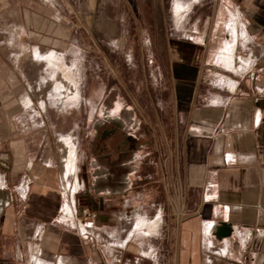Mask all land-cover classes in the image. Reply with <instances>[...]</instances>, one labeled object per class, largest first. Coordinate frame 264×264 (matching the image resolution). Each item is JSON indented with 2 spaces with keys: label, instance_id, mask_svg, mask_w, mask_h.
<instances>
[{
  "label": "crops",
  "instance_id": "obj_1",
  "mask_svg": "<svg viewBox=\"0 0 264 264\" xmlns=\"http://www.w3.org/2000/svg\"><path fill=\"white\" fill-rule=\"evenodd\" d=\"M122 1L164 34L142 44L166 45L158 69L105 89L132 100L139 84L137 107L153 109V166L140 182L153 194L69 192L46 149L0 135V264H264V0ZM83 208L96 218L83 224Z\"/></svg>",
  "mask_w": 264,
  "mask_h": 264
},
{
  "label": "rangeland",
  "instance_id": "obj_2",
  "mask_svg": "<svg viewBox=\"0 0 264 264\" xmlns=\"http://www.w3.org/2000/svg\"><path fill=\"white\" fill-rule=\"evenodd\" d=\"M99 4L89 14L77 10L76 0H0V135L33 140L35 149H46L61 165L68 140L78 178L70 186L112 188L126 200H142L154 190L139 180L153 166V109L137 107L135 100H143L139 84L132 100L120 86L105 89L128 71L158 69L153 54H164L166 45L141 42L164 34H154L151 14L124 12L122 0ZM70 82L77 84V99L69 98Z\"/></svg>",
  "mask_w": 264,
  "mask_h": 264
},
{
  "label": "bare ground",
  "instance_id": "obj_3",
  "mask_svg": "<svg viewBox=\"0 0 264 264\" xmlns=\"http://www.w3.org/2000/svg\"><path fill=\"white\" fill-rule=\"evenodd\" d=\"M185 8V7H184ZM179 11V10H178ZM182 11V10H181ZM184 11V10H183ZM182 17V16H181ZM228 51V50H226ZM227 54V53H225ZM230 56V54H229ZM51 57V56H50ZM232 57V56H231ZM52 58V57H51ZM68 66V65H67ZM66 67V66H65ZM62 70V69H61ZM63 72V71H62ZM66 74V73H64ZM71 76V75H70ZM72 77V76H71ZM71 83V82H70ZM69 83V84H70ZM72 88L74 90L73 94L69 97L71 99H77L79 97L78 94V88H77V84L76 82H72L71 83ZM64 148V156L62 155L63 158V164H62V168L64 171V177H65V181L67 183L68 190L69 192L72 191L76 185V180H75V151H74V145L72 143H70L68 140L66 142H64V146H62ZM62 148V150H63ZM62 153V152H61ZM61 156V155H60ZM61 160V159H60ZM73 181V185L74 186H70V181ZM67 205V204H66ZM71 205V204H70ZM73 207V206H72Z\"/></svg>",
  "mask_w": 264,
  "mask_h": 264
},
{
  "label": "built area",
  "instance_id": "obj_4",
  "mask_svg": "<svg viewBox=\"0 0 264 264\" xmlns=\"http://www.w3.org/2000/svg\"><path fill=\"white\" fill-rule=\"evenodd\" d=\"M258 72H259V74H257V75H259L260 77H264V66L260 67L258 69ZM96 216H97V214L94 210H90L89 208H83L78 217H80V218L82 217L81 222L84 224L86 218L89 220H93L96 218Z\"/></svg>",
  "mask_w": 264,
  "mask_h": 264
},
{
  "label": "flooded vegetation",
  "instance_id": "obj_5",
  "mask_svg": "<svg viewBox=\"0 0 264 264\" xmlns=\"http://www.w3.org/2000/svg\"><path fill=\"white\" fill-rule=\"evenodd\" d=\"M108 135H109V134H108ZM142 177H144V175H143ZM142 177H140V178H139V180H140V181H141V180H143V178H142Z\"/></svg>",
  "mask_w": 264,
  "mask_h": 264
}]
</instances>
